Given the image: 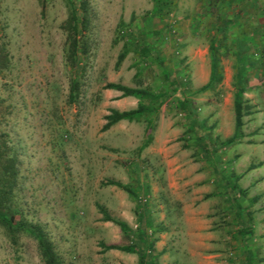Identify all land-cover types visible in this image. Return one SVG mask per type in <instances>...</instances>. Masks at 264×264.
I'll return each mask as SVG.
<instances>
[{
  "label": "rangeland",
  "instance_id": "1",
  "mask_svg": "<svg viewBox=\"0 0 264 264\" xmlns=\"http://www.w3.org/2000/svg\"><path fill=\"white\" fill-rule=\"evenodd\" d=\"M81 1L74 56L69 18ZM168 1L156 16L153 0H0V164L15 159L14 209L45 231L59 264H138L142 251L107 249L129 241L99 207L134 232L151 221L157 264H264V47L230 0ZM238 38L258 94L243 95L254 113L222 145L234 134ZM211 42L223 79L199 92ZM111 83L168 95L103 130L111 110L138 105ZM0 264L45 263L32 237L12 243L0 227Z\"/></svg>",
  "mask_w": 264,
  "mask_h": 264
},
{
  "label": "trees",
  "instance_id": "2",
  "mask_svg": "<svg viewBox=\"0 0 264 264\" xmlns=\"http://www.w3.org/2000/svg\"><path fill=\"white\" fill-rule=\"evenodd\" d=\"M155 7L152 10V14L156 16L167 15L171 10V2L168 0H153ZM81 16H78V13L75 10L71 11V16L69 18V29L72 30L73 34V41L71 42V53L76 55V45L75 39L77 37V29L79 26H83L86 21V16L84 15L85 12V2L81 1L79 4ZM217 32H222V29H217ZM70 36V37H71ZM236 48H237V64L235 67V73L233 76V114H234V134L222 142V145H230L234 143L239 136H241V130L244 125L243 118L245 116H249L253 114L251 110L252 106L248 104V101L244 99V94L247 92V76L249 73V68L252 66L248 64L249 62L245 60V54L243 43L241 39L236 40ZM209 51L211 54V62H210V70L208 75L207 82L198 90L199 92H206L211 91L219 85L223 79L222 70L220 67L219 58L217 57L216 53L218 48L211 42L209 46ZM262 55V53H261ZM124 54H121L118 58L117 64L121 63L123 60ZM75 84V82H73ZM173 87H175L174 82H170ZM73 86V85H72ZM107 89L120 91L122 92L123 97H134L138 100V105L135 109L129 111L119 112L116 110H111L110 114L106 116V124L103 126V130L109 129L111 126L115 125L120 121H139L142 117L152 114L155 110L152 102L157 100H161L166 97L168 94L165 92L154 93L147 89H136V88H129L120 84H107ZM175 91V88H173ZM74 89L71 88L70 97L73 98ZM144 101H148L151 103H144ZM181 106H184L181 103ZM0 147H3L0 145ZM208 154V150H205ZM1 150H0V158H1ZM17 170H16V161L15 159L3 161L0 164V227L3 229L6 237L12 242L16 243L17 239L21 234H27L28 236L32 237L38 246L40 255L45 264H59V260L53 250V245L49 240L45 231L38 225L33 224L25 220L21 213L18 210L14 209L13 204V189L14 186L17 184ZM114 185L126 190L131 196L135 197V192L130 190L127 187H123L118 183H114ZM228 190L227 193L234 197L235 205L238 207V215L245 211L244 208L237 202L235 198V193L238 191V186L235 182H231L227 184ZM240 193L245 195L243 190H239ZM213 196L214 193L212 194ZM258 199V198H257ZM140 209V206H138ZM100 212L104 215L105 221H111L115 225H117L122 232L123 236L129 241L128 245L125 246H108L107 249H115L120 250L126 253H136V249L138 251H142L141 256H139L138 264H157L156 257L159 254H155L154 242L155 240L148 242L147 238V230L152 228V222L147 221L145 226L148 228H143L142 226H138L137 230L134 232L132 229L123 221H118L112 219L106 210L99 207ZM141 221V218H139ZM250 226H242L239 233L245 235L248 232L251 233ZM235 238V237H234ZM137 247V248H136ZM246 264H253V259L247 258Z\"/></svg>",
  "mask_w": 264,
  "mask_h": 264
},
{
  "label": "crops",
  "instance_id": "3",
  "mask_svg": "<svg viewBox=\"0 0 264 264\" xmlns=\"http://www.w3.org/2000/svg\"><path fill=\"white\" fill-rule=\"evenodd\" d=\"M228 11L233 18L248 20L250 29L248 33L249 35H253V40L256 41L254 42V46L257 49L260 46L264 47V0H230ZM258 44L261 45L259 46ZM256 80V74L253 73V80L250 81L251 83L245 93L249 97L257 93L258 87H253V82ZM261 82L264 83V81ZM248 104L251 105V101H248Z\"/></svg>",
  "mask_w": 264,
  "mask_h": 264
}]
</instances>
